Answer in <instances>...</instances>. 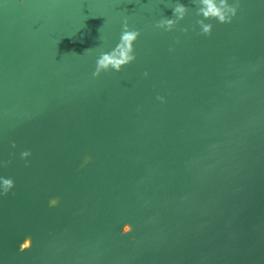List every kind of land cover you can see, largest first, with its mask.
<instances>
[{"label":"water","instance_id":"water-1","mask_svg":"<svg viewBox=\"0 0 264 264\" xmlns=\"http://www.w3.org/2000/svg\"><path fill=\"white\" fill-rule=\"evenodd\" d=\"M229 3L0 0V264H264V0Z\"/></svg>","mask_w":264,"mask_h":264},{"label":"clouds","instance_id":"clouds-1","mask_svg":"<svg viewBox=\"0 0 264 264\" xmlns=\"http://www.w3.org/2000/svg\"><path fill=\"white\" fill-rule=\"evenodd\" d=\"M192 3L196 6V15L202 17V19L197 20V24H199L201 34L203 35H211L213 29V24L206 21L215 19L219 23H229L236 15L237 8L239 7L238 3L235 5L230 4L229 0H199V3H197V0H192ZM187 12V5L184 3H176L172 8V18L162 17L156 23L155 27L158 29H164L165 31H172L178 25L179 21L185 18ZM181 30L184 32L188 31L187 28H183ZM139 35V30L130 28L127 19H125L118 44L111 51L101 52L96 61V68L93 72V76L98 77L101 72L108 71L109 69L119 72L123 66L134 61L136 59L134 54V42L137 40ZM144 75L147 76L148 73L145 72ZM157 99L164 101L165 98L163 96H157ZM30 154V150H25L21 153V157L26 158ZM13 186V179H4V194H7ZM51 203L55 204L57 201L53 199ZM131 230L132 227H130L127 231L123 228V233H128ZM25 239L31 240V237H26ZM30 246L31 244L28 247L20 246V249L24 250Z\"/></svg>","mask_w":264,"mask_h":264}]
</instances>
